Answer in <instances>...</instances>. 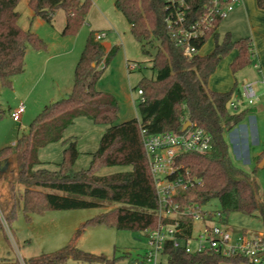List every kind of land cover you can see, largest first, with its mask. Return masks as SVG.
Instances as JSON below:
<instances>
[{
  "label": "trees",
  "instance_id": "trees-1",
  "mask_svg": "<svg viewBox=\"0 0 264 264\" xmlns=\"http://www.w3.org/2000/svg\"><path fill=\"white\" fill-rule=\"evenodd\" d=\"M19 1L0 0V90L12 87L14 77L25 70L30 49L48 47L36 32L20 26ZM257 3L264 8V0ZM29 5L34 15L50 23L55 12L63 9L67 18L62 34H75L86 21L92 0H29ZM115 6L129 21L131 32L142 44L143 51L152 55V68L156 72L154 77H142L134 87L143 90L138 99L140 117L118 122L117 97L96 88L120 46L113 45L107 51L91 32L76 64L69 94L46 105L28 132L20 135L14 144L0 148V165L11 162L18 166L16 176L7 181L9 193H0V210L10 222L21 204L28 219L31 214L48 210L102 207L105 202L121 204L87 219L60 251L46 259H31L30 264L62 263L69 258L104 264L138 263L125 261V256L106 257L84 251L76 246V241L88 226L106 225L144 232L157 227L158 195L143 145L142 126L150 132H182L184 123L190 120L206 128L212 137L209 151H188L176 157L181 170L188 169L199 182L178 193L175 199L182 205L218 199L226 220L231 212L239 211L259 217L264 227V195L260 194L254 176L256 170L249 172L233 161L226 138V133L242 121L250 108L230 112L228 103L238 89L215 91L208 86L221 58L231 51H238L230 64L234 73L252 63L251 37L234 39L226 32L219 40V33L215 32L212 51L188 55L172 38L167 22L171 14L168 0H115ZM209 36L196 43L198 49ZM3 115L0 107V119ZM79 116L107 124L99 147L92 153L90 166L82 170L73 168L79 154L75 140L65 147L58 168L43 166L38 150L52 142H66L64 131ZM263 155L264 152L261 159ZM114 165H131L132 169L105 175L97 173L104 166ZM4 180L0 174V185ZM184 226V235L189 236L192 221H186ZM165 253L167 264L241 263L244 260L212 253L191 254L171 242H167Z\"/></svg>",
  "mask_w": 264,
  "mask_h": 264
},
{
  "label": "rangeland",
  "instance_id": "rangeland-1",
  "mask_svg": "<svg viewBox=\"0 0 264 264\" xmlns=\"http://www.w3.org/2000/svg\"><path fill=\"white\" fill-rule=\"evenodd\" d=\"M17 9L20 12V26L36 32L47 42L48 47L43 50L42 55L54 54L55 56L50 64L43 66L41 71L33 72L31 70L30 73L29 70L26 73L18 74L13 80L12 87H4L0 90V107L4 110V115L0 119V148L11 145L20 135L28 132L31 123L40 111L46 105L64 96L63 92L74 78L76 64L91 32H94L95 35L105 32L106 35L100 40L101 42L111 46H120V50L97 81L96 88L117 97L120 103L118 122L140 117L137 99L139 96L134 87L142 77H154L156 72L152 68V55L143 51L142 44L131 32L129 21L115 6V0H92L86 21L75 34H62L67 18L63 9L55 12L51 23L34 15L29 0H20ZM231 13L224 17L221 23L228 22ZM233 22L237 27L233 34L235 39L248 36L244 23H241L239 19H233ZM223 26L219 27V40L225 34ZM252 42L254 46L253 39ZM215 43V35L209 36L201 48V53L212 51ZM233 51L223 56V59L221 58L222 70L219 71V75L217 74L221 80L217 81L215 76L213 82L215 80V86H222L218 88H225L226 85L223 86L225 73L232 75V86L237 88L242 87L243 81L258 80L253 85L257 94V102L248 105L256 107V110L246 114L241 123L233 130L238 136V144L241 149L243 144L241 139H247L244 143L248 146L247 156H238L234 151L232 132H228L226 138L232 147L233 160L249 172L256 170L254 176L260 186V194L264 195V164L262 166L258 164L263 161L264 155L262 159H258V162L255 160L257 154L264 152V77L254 67L255 59L239 71L235 73L231 71L230 63L238 52L236 49ZM52 62L59 64L56 70H53V66L51 67ZM128 63L134 67L129 69ZM209 87L213 88L211 84ZM236 98L234 99L236 100ZM21 104H24L25 111L22 113L21 119L15 121L11 112ZM228 110L235 112L229 104ZM106 127L107 124L94 122L86 116L77 117L64 131L63 139H66V142L59 140L38 150V157L42 161V165L51 169L58 168V164L63 159L65 147L71 140H75L79 154L73 168L75 170L88 168L91 164L92 153L99 147ZM240 153L242 154V151ZM2 168L4 169L0 171V174L4 175L5 180L0 185V193L8 194L7 181L16 176L18 166L9 162ZM131 169V165L104 166L98 169L97 173L105 175ZM120 204L105 202L102 207L48 210L42 214H31L30 219L26 217L21 204L17 207L16 214L10 222L6 221L0 210V262L30 264V261L35 258L46 259L56 254L70 241L80 224ZM219 204L218 199H212L206 203L207 206H219ZM200 225L201 221L195 222V234H197ZM228 229L233 239L241 233H247L249 236H264L261 219L239 211L230 213ZM76 246L84 251L106 257L125 256V261L135 260L139 262L138 264H153L146 259L143 260L145 252L149 249L148 237L144 231L117 229L114 226L106 225L88 226L76 241ZM161 259L163 263L159 264H166V256H162ZM50 264L104 263H91L69 258L62 263ZM221 264L240 263L223 262Z\"/></svg>",
  "mask_w": 264,
  "mask_h": 264
},
{
  "label": "built area",
  "instance_id": "built-area-1",
  "mask_svg": "<svg viewBox=\"0 0 264 264\" xmlns=\"http://www.w3.org/2000/svg\"><path fill=\"white\" fill-rule=\"evenodd\" d=\"M239 1L168 0L171 14L167 22L172 38L188 55L199 53L196 43L208 34L214 35L217 22L226 17ZM105 35L102 32L95 36L101 40ZM129 66L134 67L131 64ZM253 85V82L245 83L241 95L236 100L229 101L228 104L234 111H240L242 105L257 102ZM137 94L139 99L143 90L138 88ZM24 111V104L13 110V120L19 121ZM141 135L157 190L156 213L159 218L157 227L146 231L149 249L143 260L159 264L163 263L161 257L166 256L167 264L165 248L167 242H171L174 247L191 254L212 253L225 257H241L244 258L242 262L247 264H264L263 235L249 236L241 233L233 239L220 204L207 206V201L182 205L175 199L178 193L199 182L198 178L190 175L188 169L181 170V166L176 164V157L188 151H209L212 147L209 131L203 126L191 123L182 132H150L142 126ZM188 220L192 221V229L190 235L186 236L184 223ZM196 221H201L197 234L194 233Z\"/></svg>",
  "mask_w": 264,
  "mask_h": 264
},
{
  "label": "crops",
  "instance_id": "crops-1",
  "mask_svg": "<svg viewBox=\"0 0 264 264\" xmlns=\"http://www.w3.org/2000/svg\"><path fill=\"white\" fill-rule=\"evenodd\" d=\"M256 4L258 5L257 0H240L239 2H237L235 4L234 9L232 10L234 12L233 13H231L232 11L230 12L231 18L226 23L220 22L219 26L216 29V32L219 33V27L224 25L223 28L225 30V33L230 32L233 36L235 31L237 30V27H236L235 23L233 22V19H236V20L239 19L241 21V23H244L245 29H247L246 32L248 33V36L250 35V37H252L251 39L254 40V46H253V51H254L253 60L255 59L254 67L257 68L259 74L264 77V9L257 7ZM54 16H55V14H54ZM102 43L104 44L107 51L112 47L109 44L107 45L104 42H102ZM199 53L203 54V53H201V49H200ZM207 53H209V52H207ZM42 54H43V50L30 49L26 54V67L22 73H26L29 70H30V73H31V70H33V72L41 71V69H43V66L45 67L46 65L50 64L51 60L55 56L54 54H50L47 56H43ZM204 54H206V53H204ZM231 60H232V58H231ZM230 61H229V63H230ZM129 64L130 63H128V67H129V69H131ZM52 66H53V70H56L59 67V64L52 62L51 67ZM137 66H138V64H137ZM221 67H222V61H220L215 72L210 76L209 81H208V86H209V84H211L213 86V88H210V87L209 88L212 90L229 91L233 88V86H232V81H233L232 75H230L228 73L224 74L225 75L224 76L225 81H224L223 86L226 85L225 88H218V87H222V86H215V83H216L215 80L213 82V78H215V76L217 77L219 75V71L222 70ZM22 73H20V74H22ZM229 75H230V78H229ZM216 80L220 81L221 78L217 77ZM257 81L258 80L248 81V82L256 83ZM72 82H73V80L69 83L68 86H66V89L63 92L64 96H61V97H65L69 94V91L71 90V87H72ZM245 83H247V82L243 81L242 86ZM237 89H238V91L236 93H234L232 99H234L236 97L238 98L241 95L242 87H239ZM246 108H250V110L246 114L256 110V107H249L248 105H242L241 106V110L246 109ZM246 114H245V116H246ZM126 120H128V119H126ZM238 125H236V126H238ZM243 126H244L243 128H245V125H243ZM235 127L228 131L230 133L232 132L231 137H232V141L234 142V151L236 152V154L238 156H240V155L247 156L246 154L248 153V151H247L248 146H246V144H244L245 141H247V139L246 140H244L243 138L241 139V141L243 143L242 149H241L240 144H238V138H237L238 136L233 131L235 129ZM15 141L12 142V144H14ZM240 151H242V154L240 153ZM230 153H232V147L231 146H230ZM262 153H263V151L261 152V154H257L255 156V160H257V162H258V159L261 157ZM231 157H232V155H231ZM232 159H233V157H232ZM258 164H259V166H262L264 164V159L261 163H258ZM3 165L6 166V164H2V165H0V168H2ZM237 165H239V164H237ZM239 166H241V165H239Z\"/></svg>",
  "mask_w": 264,
  "mask_h": 264
},
{
  "label": "water",
  "instance_id": "water-1",
  "mask_svg": "<svg viewBox=\"0 0 264 264\" xmlns=\"http://www.w3.org/2000/svg\"><path fill=\"white\" fill-rule=\"evenodd\" d=\"M190 124H191V121H190V120L186 121V122L184 123L183 127H182V130H183V131L186 130ZM240 264H247V263H245V262H241Z\"/></svg>",
  "mask_w": 264,
  "mask_h": 264
}]
</instances>
